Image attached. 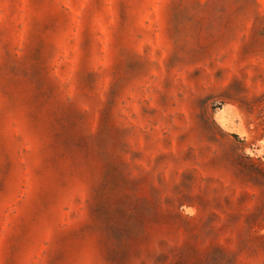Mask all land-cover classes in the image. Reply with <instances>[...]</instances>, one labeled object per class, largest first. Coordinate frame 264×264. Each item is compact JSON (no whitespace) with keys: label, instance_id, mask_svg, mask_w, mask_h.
Returning a JSON list of instances; mask_svg holds the SVG:
<instances>
[{"label":"rangeland","instance_id":"rangeland-1","mask_svg":"<svg viewBox=\"0 0 264 264\" xmlns=\"http://www.w3.org/2000/svg\"><path fill=\"white\" fill-rule=\"evenodd\" d=\"M0 264H264V0H0Z\"/></svg>","mask_w":264,"mask_h":264}]
</instances>
